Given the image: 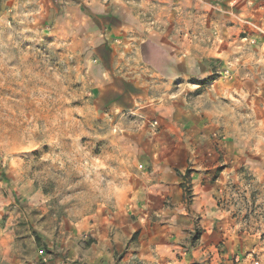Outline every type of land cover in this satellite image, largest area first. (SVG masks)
Wrapping results in <instances>:
<instances>
[{
  "label": "rangeland",
  "instance_id": "1",
  "mask_svg": "<svg viewBox=\"0 0 264 264\" xmlns=\"http://www.w3.org/2000/svg\"><path fill=\"white\" fill-rule=\"evenodd\" d=\"M63 1L0 0V264H83L125 223L190 207L200 167L236 233L264 240V0H211L224 12L203 75L138 81L147 96L120 108L96 100L94 62L53 25ZM165 170L184 173L181 198L143 208Z\"/></svg>",
  "mask_w": 264,
  "mask_h": 264
},
{
  "label": "crops",
  "instance_id": "2",
  "mask_svg": "<svg viewBox=\"0 0 264 264\" xmlns=\"http://www.w3.org/2000/svg\"><path fill=\"white\" fill-rule=\"evenodd\" d=\"M210 1L66 0L51 10V21L67 30L71 41L98 69L97 79L102 83L96 100L130 107L147 96L138 81L203 75L205 60L211 62L213 56L206 52L215 47L214 41H209L214 31L211 27L217 25L219 12H224ZM188 16L193 24L186 22ZM212 172L210 167L191 172L194 197L190 207L184 204L155 221L141 217L125 223L122 237L113 244L109 240L108 248L95 249L83 264H264V240L236 233L229 213L217 205L220 183L206 180ZM183 174L165 170L153 177V182L145 185L143 208L152 206L149 199L157 204L167 196L181 198ZM193 218L201 230L191 245ZM135 232L137 240L129 245Z\"/></svg>",
  "mask_w": 264,
  "mask_h": 264
}]
</instances>
